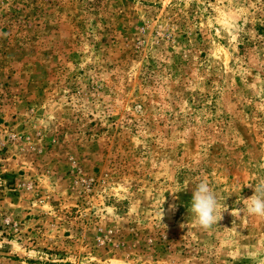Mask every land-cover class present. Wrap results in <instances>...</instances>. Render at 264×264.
Here are the masks:
<instances>
[{"label": "rangeland", "instance_id": "obj_1", "mask_svg": "<svg viewBox=\"0 0 264 264\" xmlns=\"http://www.w3.org/2000/svg\"><path fill=\"white\" fill-rule=\"evenodd\" d=\"M261 181L264 0H0V264H264Z\"/></svg>", "mask_w": 264, "mask_h": 264}, {"label": "clouds", "instance_id": "obj_2", "mask_svg": "<svg viewBox=\"0 0 264 264\" xmlns=\"http://www.w3.org/2000/svg\"><path fill=\"white\" fill-rule=\"evenodd\" d=\"M248 186L254 187V194L250 198L244 199L243 210L248 215L264 217V181ZM191 191L192 198L188 211L194 223L203 230H211L223 219V213L229 210L228 207L219 203L214 190L206 179H199ZM174 209L175 205H170V210ZM231 214L234 216L232 212ZM181 227H185V225H181Z\"/></svg>", "mask_w": 264, "mask_h": 264}]
</instances>
